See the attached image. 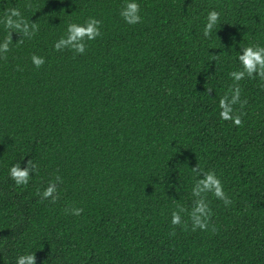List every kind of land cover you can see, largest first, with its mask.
<instances>
[{
	"label": "trees",
	"instance_id": "16d2710c",
	"mask_svg": "<svg viewBox=\"0 0 264 264\" xmlns=\"http://www.w3.org/2000/svg\"><path fill=\"white\" fill-rule=\"evenodd\" d=\"M123 2L0 0V19L15 7L39 26L22 44L13 32L0 59V264L28 252L36 264H264L262 82H239L241 127L218 105L240 47L264 46V0H137L135 25ZM211 9L220 20L205 38ZM90 16L102 34L84 54L54 50L69 22ZM28 159L38 172L18 186L8 169ZM197 163L232 200L207 194L208 231L171 224L177 205L191 207ZM56 175L59 199L42 201Z\"/></svg>",
	"mask_w": 264,
	"mask_h": 264
},
{
	"label": "clouds",
	"instance_id": "9594fccd",
	"mask_svg": "<svg viewBox=\"0 0 264 264\" xmlns=\"http://www.w3.org/2000/svg\"><path fill=\"white\" fill-rule=\"evenodd\" d=\"M25 7L30 8L31 4L26 3ZM119 14L129 25H135L142 21L140 5L137 0H124ZM205 20L206 23L204 24L202 33L205 38H209L220 20V13L215 9H211L207 12ZM0 23H3L6 30V35L0 41V59H7V53L10 51L9 46L13 43V32L20 34V38L16 42L22 44L24 38L30 40L39 31L38 24L25 20L21 11L15 7L9 8L4 12ZM100 26L101 21L91 16L83 23L69 22L66 26L65 34L54 42L53 48L56 51L67 49L74 54H84L87 47L86 42L95 40L101 36ZM240 49L241 51L236 56L240 67L228 73L233 83L229 85L227 91L218 101L220 119L231 121L236 127L243 125L244 121L242 120V116L245 113L243 111H237L234 105L239 104L241 109H243L244 105L247 104V100H241V87L239 82L245 78H259L262 82L261 87H264V46L258 43H252L240 47ZM216 59H218V56L213 55V61ZM30 60L36 68H40L45 64L44 57L36 53L31 54ZM211 91L212 89H207L208 93ZM191 171L195 176L191 189V195L193 197L191 207L177 205V208L171 212V224L173 226H183L187 230L190 221L192 231H196L197 229L208 231L212 210L207 201V194L211 193L216 199L222 201L225 207L231 205L232 200L225 193L223 183L214 170H203L197 163L191 168ZM35 172H38V165L32 159H28L26 166L23 168L20 166V161H18L13 163L8 169L10 179L18 186L27 185L31 177L30 173ZM61 183H63L62 177L56 175L54 179L48 181L47 186L42 191L38 190L37 194L42 201L50 200L51 203H56L59 199L57 185ZM82 212L83 209L79 207L65 208V214H71L73 216H79ZM182 214L188 216V221L183 220ZM211 231L213 233L216 232L214 225L211 226ZM169 235H175V230L170 232ZM15 264H36L34 252L18 255L15 258Z\"/></svg>",
	"mask_w": 264,
	"mask_h": 264
}]
</instances>
